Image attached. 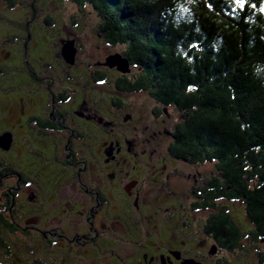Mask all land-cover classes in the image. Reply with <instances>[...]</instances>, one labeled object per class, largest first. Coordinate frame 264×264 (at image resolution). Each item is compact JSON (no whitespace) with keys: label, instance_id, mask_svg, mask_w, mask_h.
I'll list each match as a JSON object with an SVG mask.
<instances>
[{"label":"flooded vegetation","instance_id":"af4514ba","mask_svg":"<svg viewBox=\"0 0 264 264\" xmlns=\"http://www.w3.org/2000/svg\"><path fill=\"white\" fill-rule=\"evenodd\" d=\"M29 21L0 38V136L11 138L0 148V209L15 234L61 242L65 254L45 264H85L116 240L136 245L121 264L231 263L225 256L242 251L243 225L226 206L235 200H210L222 178L214 163L171 153L170 113L144 91L121 89L124 75H106V58H90L91 44L59 35L44 51ZM43 22L37 29L51 34L53 23ZM66 46L72 60L62 55ZM145 96L154 104L149 116L136 106ZM218 216L236 232L226 234ZM248 223L243 240L263 247ZM243 254L263 258L255 249Z\"/></svg>","mask_w":264,"mask_h":264},{"label":"trees","instance_id":"16d2710c","mask_svg":"<svg viewBox=\"0 0 264 264\" xmlns=\"http://www.w3.org/2000/svg\"><path fill=\"white\" fill-rule=\"evenodd\" d=\"M55 2L94 12L97 34L124 47L122 56L137 71L119 87L144 91L180 113L171 153L214 163L222 178L211 184V202L219 196L240 201L254 239L263 240L264 0H245L235 11L231 0ZM46 20L47 27L55 21ZM5 216L0 209V254L9 256L2 239L15 232ZM216 218L226 234L236 232L228 216Z\"/></svg>","mask_w":264,"mask_h":264},{"label":"rangeland","instance_id":"374dc122","mask_svg":"<svg viewBox=\"0 0 264 264\" xmlns=\"http://www.w3.org/2000/svg\"><path fill=\"white\" fill-rule=\"evenodd\" d=\"M14 1L17 6L15 8H11L10 10L5 9V4H0V38L7 37L3 41L9 39V37L12 36L11 34L15 33L18 27V23L21 25V27H23L25 20H30L29 28L33 30L36 28L34 31V39L36 40V43L42 44L41 46L44 47V51L46 49L48 50V44L51 43V41L58 42L59 35L60 37L65 35L66 41L91 44L92 46L89 47V54H91L90 58H93V56H99L100 58L105 57L107 59L109 56L115 54L122 56V53L124 52V47L111 46L106 41H104L103 36L97 34L100 21L94 14V12L89 8L83 7L82 11H80L78 7L72 3H65L60 5V2H55V0H37L36 2H34L33 0ZM32 9L36 12L34 13ZM31 13H33L32 18H30ZM44 13H46L47 16L44 17ZM51 16L54 17L55 21H52L53 25L50 28L54 30H52L51 34H47L46 36H44L37 29V26L40 22L42 23L43 21H47L46 18H49ZM78 27L81 29H79ZM35 40L33 41L34 43ZM1 44L2 41L0 40V45ZM3 45H6L3 47L5 48L4 50L7 53H13L14 50L11 43L5 44L3 42ZM86 48H88L87 45ZM1 58L2 56L0 52V59ZM106 59L104 65L110 71L105 72V74L109 75L113 73L112 71H114V68H109L106 65ZM128 69L130 71L125 74L121 73L117 69L116 71L119 72L120 75H124L125 77L136 75L137 71L134 68L128 66ZM136 106L138 108L137 110H141L144 112L141 115L145 114L146 116H149V113H151L152 109L154 108L153 102L147 99L146 96L145 99L138 100ZM164 109L170 113L169 116H171V120L176 123L179 122L180 113H178L176 109H172L169 107H164ZM164 120H166L168 124L172 123V121L165 117ZM158 147L159 145H157V148ZM210 168L211 173L216 172L215 170H213V165H211ZM226 206L230 209V211L228 212H231V216L234 218V220L239 221L243 225V238L240 242L242 251L236 252L235 250L233 252L231 251L229 254L227 253L228 255L225 257L231 262L229 264H238L236 261L239 260L242 262V264H264V255L262 261H260V258L243 254L245 250L251 249H255L256 253L263 252V247L259 243H255L252 240H243L249 239V233H251L252 230V227L248 223L246 217L244 205L240 201H234V203L227 201ZM41 228L44 229L43 226H41ZM2 240L5 243L10 255L2 256L0 254V264H45L50 255H55L54 257H56L57 255L60 257L65 254L61 242L54 241L48 243L41 237L35 238L31 236H18L14 234L13 236H5ZM135 246V243L116 240L114 241L113 245L100 249L98 253L95 254V256H89L87 258L84 255V257L86 258H84L85 262L83 263L86 264L87 262V264H120V260H123L128 255L131 256L130 253L133 254V250H135L133 248H135ZM108 247L110 248V250L112 249V252H110V250H107ZM67 255L72 256L73 254L69 253ZM81 259L82 258L78 259L77 261L76 258L75 262L79 264ZM240 261L239 264H241Z\"/></svg>","mask_w":264,"mask_h":264},{"label":"water","instance_id":"95a60500","mask_svg":"<svg viewBox=\"0 0 264 264\" xmlns=\"http://www.w3.org/2000/svg\"><path fill=\"white\" fill-rule=\"evenodd\" d=\"M62 55L65 59L72 60L74 57V51L72 50L71 46H66L63 49ZM106 65L109 68H116L118 71L124 74L130 71L128 69L129 62L127 61V59L123 58L121 55L118 54L109 56L106 59ZM10 140L11 138L9 134H4L0 136V148L3 150H8L10 146Z\"/></svg>","mask_w":264,"mask_h":264},{"label":"snow or ice","instance_id":"6c2138e0","mask_svg":"<svg viewBox=\"0 0 264 264\" xmlns=\"http://www.w3.org/2000/svg\"><path fill=\"white\" fill-rule=\"evenodd\" d=\"M228 2V0H226ZM231 4L234 5L233 11L242 8L245 5V0H231ZM264 12V8L261 9Z\"/></svg>","mask_w":264,"mask_h":264}]
</instances>
